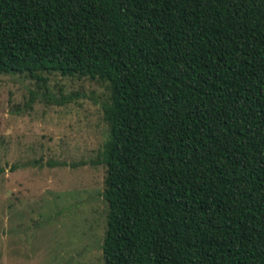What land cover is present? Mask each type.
Segmentation results:
<instances>
[{
  "label": "trees",
  "instance_id": "obj_1",
  "mask_svg": "<svg viewBox=\"0 0 264 264\" xmlns=\"http://www.w3.org/2000/svg\"><path fill=\"white\" fill-rule=\"evenodd\" d=\"M45 72L107 83L103 264H264V0H0Z\"/></svg>",
  "mask_w": 264,
  "mask_h": 264
},
{
  "label": "rangeland",
  "instance_id": "obj_2",
  "mask_svg": "<svg viewBox=\"0 0 264 264\" xmlns=\"http://www.w3.org/2000/svg\"><path fill=\"white\" fill-rule=\"evenodd\" d=\"M42 75L0 73V264H103L107 83Z\"/></svg>",
  "mask_w": 264,
  "mask_h": 264
}]
</instances>
